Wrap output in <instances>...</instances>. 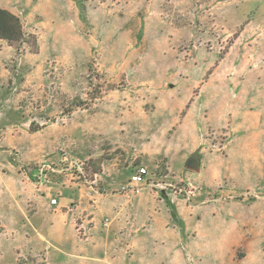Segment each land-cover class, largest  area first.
<instances>
[{
  "label": "rangeland",
  "instance_id": "rangeland-1",
  "mask_svg": "<svg viewBox=\"0 0 264 264\" xmlns=\"http://www.w3.org/2000/svg\"><path fill=\"white\" fill-rule=\"evenodd\" d=\"M0 8L27 33L0 40V264H84L86 193H122L142 167L188 235L212 228L218 264H264V0Z\"/></svg>",
  "mask_w": 264,
  "mask_h": 264
},
{
  "label": "crops",
  "instance_id": "crops-1",
  "mask_svg": "<svg viewBox=\"0 0 264 264\" xmlns=\"http://www.w3.org/2000/svg\"><path fill=\"white\" fill-rule=\"evenodd\" d=\"M158 194L148 188L133 196L97 191L86 193L89 198L84 210L89 212V237L86 240L84 264L222 262L221 257H226L227 252L223 250L221 253L220 244L208 245L204 242L208 237L204 231H211L212 228L203 219H197L200 223L190 230H194L193 234L188 235L189 230L184 226L194 225L181 224L180 228L172 218L174 216L185 222L189 220L188 213L180 208H172L164 191L161 198H158ZM70 206V212H78L77 204L71 203ZM105 220H108L106 225ZM235 244L233 241L226 246V249H231L232 262Z\"/></svg>",
  "mask_w": 264,
  "mask_h": 264
},
{
  "label": "trees",
  "instance_id": "trees-1",
  "mask_svg": "<svg viewBox=\"0 0 264 264\" xmlns=\"http://www.w3.org/2000/svg\"><path fill=\"white\" fill-rule=\"evenodd\" d=\"M27 33L19 17L10 11L0 8V40L6 41L9 45L24 43ZM30 178L32 179L33 176ZM34 180V178H33Z\"/></svg>",
  "mask_w": 264,
  "mask_h": 264
},
{
  "label": "built area",
  "instance_id": "built-area-1",
  "mask_svg": "<svg viewBox=\"0 0 264 264\" xmlns=\"http://www.w3.org/2000/svg\"><path fill=\"white\" fill-rule=\"evenodd\" d=\"M147 170L145 168H139L133 175L130 176L129 181L122 187V193L133 196L139 194L144 185H146ZM53 204H56L57 201L53 200ZM108 223V220H105V225ZM83 227V226H82ZM82 228H79V232Z\"/></svg>",
  "mask_w": 264,
  "mask_h": 264
},
{
  "label": "water",
  "instance_id": "water-1",
  "mask_svg": "<svg viewBox=\"0 0 264 264\" xmlns=\"http://www.w3.org/2000/svg\"><path fill=\"white\" fill-rule=\"evenodd\" d=\"M200 149L196 150L191 154L185 163V168L194 171L200 172L201 170V159H200Z\"/></svg>",
  "mask_w": 264,
  "mask_h": 264
}]
</instances>
